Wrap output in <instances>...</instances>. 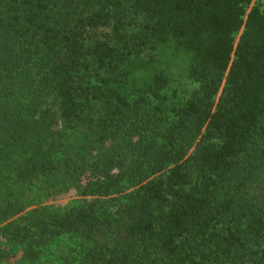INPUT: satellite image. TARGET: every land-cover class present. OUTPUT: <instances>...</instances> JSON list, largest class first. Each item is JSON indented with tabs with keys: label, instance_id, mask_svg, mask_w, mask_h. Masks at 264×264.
I'll return each instance as SVG.
<instances>
[{
	"label": "trees",
	"instance_id": "trees-1",
	"mask_svg": "<svg viewBox=\"0 0 264 264\" xmlns=\"http://www.w3.org/2000/svg\"><path fill=\"white\" fill-rule=\"evenodd\" d=\"M0 264H264V0H0Z\"/></svg>",
	"mask_w": 264,
	"mask_h": 264
},
{
	"label": "rangeland",
	"instance_id": "rangeland-1",
	"mask_svg": "<svg viewBox=\"0 0 264 264\" xmlns=\"http://www.w3.org/2000/svg\"><path fill=\"white\" fill-rule=\"evenodd\" d=\"M72 195H75V193H73ZM71 195V196H72ZM30 196V195H29ZM69 198H65V199H63V200H68ZM71 199V198H70ZM56 200V199H55ZM63 200H56L55 202H58V201H63Z\"/></svg>",
	"mask_w": 264,
	"mask_h": 264
}]
</instances>
